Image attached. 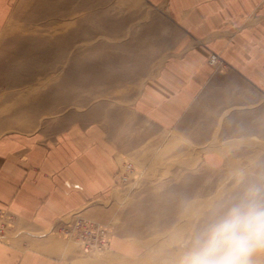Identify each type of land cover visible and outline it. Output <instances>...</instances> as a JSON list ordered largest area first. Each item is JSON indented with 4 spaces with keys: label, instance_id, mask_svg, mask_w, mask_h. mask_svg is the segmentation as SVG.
Segmentation results:
<instances>
[{
    "label": "crops",
    "instance_id": "crops-1",
    "mask_svg": "<svg viewBox=\"0 0 264 264\" xmlns=\"http://www.w3.org/2000/svg\"><path fill=\"white\" fill-rule=\"evenodd\" d=\"M142 1L169 23L168 41L128 93L113 91L112 107L23 130L26 64L0 46V210L10 217L0 264H170L196 224L178 216L194 209L185 197L202 177L185 163L224 171L264 139V0ZM23 3L0 0V36ZM124 162L135 168L120 182ZM167 177L182 180L153 185ZM74 215L110 227L106 250L51 233Z\"/></svg>",
    "mask_w": 264,
    "mask_h": 264
},
{
    "label": "rangeland",
    "instance_id": "rangeland-1",
    "mask_svg": "<svg viewBox=\"0 0 264 264\" xmlns=\"http://www.w3.org/2000/svg\"><path fill=\"white\" fill-rule=\"evenodd\" d=\"M23 5L20 13L11 17L9 32L0 36V46L1 52L19 56L26 64L27 80L21 90L26 113L20 115L25 118L19 123L25 131L68 110L112 107L113 91L128 93L129 80L144 74L146 62L156 60L171 30L142 0H26ZM36 13L37 17H32ZM63 46L65 50L57 57L37 59L38 52H56L54 48ZM33 105H37V113L29 112ZM240 149L241 154L235 155L236 160L224 171L208 172L199 163H185L187 167L196 164L202 172L200 184L196 179L194 191L185 197L194 209L178 215L196 223L186 226L187 237L207 209L234 192L243 179L264 176V139H251ZM241 172L244 176L238 175ZM181 180L154 179L153 185ZM184 180L188 184L194 179ZM257 259L264 261V257Z\"/></svg>",
    "mask_w": 264,
    "mask_h": 264
},
{
    "label": "clouds",
    "instance_id": "clouds-1",
    "mask_svg": "<svg viewBox=\"0 0 264 264\" xmlns=\"http://www.w3.org/2000/svg\"><path fill=\"white\" fill-rule=\"evenodd\" d=\"M258 257H264V176L243 179L214 202L170 264H264Z\"/></svg>",
    "mask_w": 264,
    "mask_h": 264
},
{
    "label": "built area",
    "instance_id": "built-area-1",
    "mask_svg": "<svg viewBox=\"0 0 264 264\" xmlns=\"http://www.w3.org/2000/svg\"><path fill=\"white\" fill-rule=\"evenodd\" d=\"M218 56L214 53L209 55V64H216ZM134 172L132 163L125 162L118 172V180L125 182ZM10 228V217H7L0 210V237ZM51 233L62 240L75 243L82 252H101L108 248L110 227L79 215H74L70 219L61 222L54 227Z\"/></svg>",
    "mask_w": 264,
    "mask_h": 264
},
{
    "label": "bare ground",
    "instance_id": "bare-ground-1",
    "mask_svg": "<svg viewBox=\"0 0 264 264\" xmlns=\"http://www.w3.org/2000/svg\"><path fill=\"white\" fill-rule=\"evenodd\" d=\"M55 50H57L56 52L53 50L52 52L51 51H42V52H38L37 53V59H39V60H43V59H45L46 57H48V56H52V57H57L59 54V52L61 51H63V50H65V46H63L61 49H59V48H54ZM52 53V54H51ZM33 69V68H32ZM33 72V71H32ZM61 86H63V87H65L64 85H61ZM62 87V88H63ZM54 101V100H53Z\"/></svg>",
    "mask_w": 264,
    "mask_h": 264
}]
</instances>
